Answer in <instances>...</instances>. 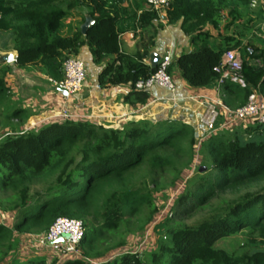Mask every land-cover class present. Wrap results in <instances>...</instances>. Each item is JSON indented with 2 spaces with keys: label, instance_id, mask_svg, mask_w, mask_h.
Segmentation results:
<instances>
[{
  "label": "trees",
  "instance_id": "trees-1",
  "mask_svg": "<svg viewBox=\"0 0 264 264\" xmlns=\"http://www.w3.org/2000/svg\"><path fill=\"white\" fill-rule=\"evenodd\" d=\"M142 2L145 4V0H0V50H15L20 65L37 64L48 77L59 80L66 57L87 45L95 63L112 57L97 76L100 85L133 87L156 67L144 62L149 53L145 43L133 54L120 52L119 35L136 28L148 32L156 20L161 26L165 15L168 24L181 20L182 30L195 46L175 60L190 87L216 85L219 74L213 68L223 53L242 49L246 87L221 82L222 101L233 107L243 105L253 92L264 97V46H254L253 39L243 43L236 35L249 30L254 38L260 33L264 23L261 5L257 18L248 16L239 29L237 3L249 6L250 0L232 4L227 0H172L161 12L146 4L140 8ZM224 10L228 18L221 26ZM73 15L80 16L81 24L85 15L94 20L85 35L79 25L74 33L64 34L69 26L65 21ZM208 24L220 33L222 42L217 46L211 44L204 29ZM232 27L234 34L222 35ZM146 38L140 36L141 41ZM8 71V66L0 64L2 113L12 105L5 81ZM148 98L147 91L133 88L125 96L133 106L145 104ZM19 111L15 107L5 118H14ZM263 133V127L254 124L207 137L202 151L212 172L205 162L202 168L192 169L197 139L194 129L180 121L140 120L115 129L86 118H55L19 135H4L0 139V212L14 214L15 222L0 221V264H47L45 255L19 260L12 254L22 236L47 232L59 217L80 220L84 235L76 245L77 255L61 260L58 255L48 264H148L149 258L154 264H264ZM185 172L189 177L184 191L172 198L169 208L173 214L152 224L159 211L154 194L162 191L161 177L170 175L172 187ZM34 185L40 190L32 193ZM143 208L148 211L145 223L134 230L128 227L125 238L108 244V237L114 235L110 232L123 221L128 224V215ZM197 212L202 214L191 223L183 221ZM157 222L165 228L153 248L142 253L114 252L110 257L109 252L126 245L130 235L149 225L157 229ZM100 244L107 247L101 250Z\"/></svg>",
  "mask_w": 264,
  "mask_h": 264
},
{
  "label": "crops",
  "instance_id": "crops-1",
  "mask_svg": "<svg viewBox=\"0 0 264 264\" xmlns=\"http://www.w3.org/2000/svg\"><path fill=\"white\" fill-rule=\"evenodd\" d=\"M126 5V3L123 4V6ZM140 8H145L143 2L140 4ZM133 10L139 13V10L134 7ZM163 16L160 21L161 26H157L159 21L156 20L154 26L148 28L150 29L148 32L144 33L136 28L119 35L120 52L124 54H133L140 44L145 43L149 47V53L154 51L160 54L161 57L169 54L171 58L172 67L170 65L169 70L172 68V72L169 74L175 85V90L172 92L159 86H153L147 91L149 98L143 105L133 106L125 100V96L132 90L130 84L106 86L97 82L98 74L106 63L111 62L112 57L108 56L101 62L95 63L87 45L81 46L75 55L85 65L84 84L80 92L71 96L64 95L62 91L56 88L50 82V77L41 71L37 64L20 65L15 50H0V52L12 51L15 54L13 60L1 64L9 68L5 81L10 102L20 109L17 116L10 119L4 118V120L1 118L3 113L0 112L1 138L7 134L19 135L24 133L45 123L46 117H50L51 114L56 116L61 109L65 108L67 112L76 115L75 119L86 118L94 123L115 129H122L125 123L140 120L150 122L161 120L180 121L194 129L197 139L204 132L202 126L198 123L200 109L197 102L191 97L203 96L210 99L218 98L222 101L221 97L224 93L217 83L210 87L195 88L190 87L182 78L175 65V60L180 54L192 51L195 46L190 42L191 36L182 30L181 20L174 24H168L165 23V15ZM227 18V10H224L221 26ZM80 19L78 15L66 19L65 23L69 26L64 28V34L74 33L77 26L81 25ZM155 26L157 27L155 28ZM204 29L208 31L211 44L217 46L222 42L220 33L214 27L208 24ZM234 30L235 28L232 27L230 31L222 35L234 34ZM142 34H145L148 40L146 38L145 41H141L140 36ZM151 35L152 40L149 39ZM236 35L237 38L242 37L243 43L253 39L254 46L260 45L256 38L263 40L260 33H256L257 36L252 38L253 36L249 30L243 31L242 34L236 33ZM149 53L144 61L148 66H150ZM235 107L238 106L232 108ZM251 125L253 123L250 120L227 123L225 114H222L216 123L215 132L211 135L233 132L236 129H244Z\"/></svg>",
  "mask_w": 264,
  "mask_h": 264
},
{
  "label": "built area",
  "instance_id": "built-area-1",
  "mask_svg": "<svg viewBox=\"0 0 264 264\" xmlns=\"http://www.w3.org/2000/svg\"><path fill=\"white\" fill-rule=\"evenodd\" d=\"M172 0H145V4L151 10L161 12L169 8ZM251 7L257 5L256 0H251ZM264 9V3L260 4ZM262 23L261 26H263ZM262 30H264L261 27ZM264 40V32L261 35ZM171 58L169 54L163 55L159 60L156 69L145 79L137 80L132 87L134 90L148 91L153 86H159L169 91L175 90V85L169 74ZM219 74L217 84L229 80L240 87H246V81L242 75V60L236 50H227L223 53L220 63L213 68ZM63 76L59 80L49 78L50 82L58 89L71 96L81 91L85 80V65L83 61L75 55H69L63 61ZM197 102L200 109L198 123L202 126L203 132L200 136L207 133V137L216 130V123L219 116L225 114L227 123L250 120L253 125H260L264 130V97L257 92L250 93L246 102L238 107H229L221 100L210 99L208 97H191ZM61 118H69L71 115L67 110H62L58 114ZM84 235V227L80 220L59 217L49 227L48 231L37 236L36 241L41 246H47L57 252L58 255L65 257L77 255L76 245ZM61 237L60 241L57 239Z\"/></svg>",
  "mask_w": 264,
  "mask_h": 264
},
{
  "label": "rangeland",
  "instance_id": "rangeland-1",
  "mask_svg": "<svg viewBox=\"0 0 264 264\" xmlns=\"http://www.w3.org/2000/svg\"><path fill=\"white\" fill-rule=\"evenodd\" d=\"M228 4H232L234 2V0H227ZM251 2V0H250ZM260 2L264 3V0H256L257 5L255 7H251V5L249 4V6H247L246 4L243 3H237V8L241 11V19L239 20V29H241V27L243 26L242 24L244 22H246L247 17H252V18H257L258 12H259V4ZM260 19L257 20V23L259 22ZM261 27L264 29V25L260 26V34L262 35L264 30L261 29ZM260 44V46H264V42L262 39L260 38H256ZM241 57H244V51L242 49L238 50ZM172 67V65H171ZM178 69V68H177ZM172 72V68L169 70V73ZM177 72V71H176ZM178 72L179 69H178ZM181 75V74H180ZM16 107V105L12 104L10 109L6 111V109H4V112L2 114V119L4 120V115L7 114V112H11L14 108ZM62 110V109H61ZM60 110V112H61ZM65 110V108L63 109ZM57 113L56 116H52V114L50 115V117H46V120H44V122H47V120L49 118L51 119H55V118H61L58 116ZM70 117L71 118H75L76 115L73 113H70ZM0 126H2V124L0 123ZM1 130V128H0ZM1 134L2 132L0 131V138H1ZM207 138V133H205L203 136H199L197 137V143L195 146V159H194V165L192 169H197V168H202L201 164L202 163H206L207 166H210V161L208 162V158L203 156V151H202V144L203 142L206 140ZM260 138H264V133L260 136ZM204 167V166H203ZM209 171L212 172V169L209 167ZM188 172H185L182 174V179L180 181H178L177 185L170 187V181H171V176L170 175H165L163 177H161V180L159 182V186L161 185V190L159 193H155L154 197L156 198V203L158 204L159 207V211L157 214V218L154 219V221L152 222V224L158 220L159 218H163L165 216V214H167L168 216H171L172 210L169 211V208L171 206V202H172V198L175 197L178 193L183 192L184 190V182L188 179L189 175ZM152 187V185H150ZM183 187V188H182ZM32 188V193L34 191H38L40 190V187L38 185H34ZM3 192V191H2ZM165 195V196H164ZM144 209V208H143ZM129 211V210H128ZM202 213L201 212H197L195 213L193 216L189 217V218H185L183 221L186 223H191L193 220L197 219L198 217H200ZM130 216V222L127 224L125 221H123V223L121 224V227L118 228L117 230L111 231L110 233L116 235L114 237V235L109 236L108 238H110V241L108 242V244L113 243L114 241H116L117 239H120L121 237L125 238V232L128 229H132L134 227H138L140 228L141 225H143L146 221V217L148 216V211L142 210L139 211L137 214H131L128 215ZM0 221L6 224H11L13 222H15V215L14 214H1L0 212ZM134 221V222H132ZM176 221L174 220L172 224H175ZM156 224V223H155ZM154 224V225H155ZM152 225L147 226L143 231L140 232H135V234L133 233V235H130L128 237V239L126 238V245H123L122 247H120V249H113L111 250L109 253L111 254V258L113 256H115L114 252H121L124 250H130V251H138L140 253L144 252V250H150L151 248H153L154 246V241L155 239L158 238V236H161L164 232V227L159 225V222H157V229L154 228L152 230L151 228ZM38 235H31V236H22L21 237V241H20V245L19 248L16 252H14V254H12L14 257H16V259L19 260H23V259H27V258H33L35 256H41V255H45L46 259H47V264L49 263V260H51V258L58 256L57 252L54 251L53 249H51L50 247L47 246H41L37 243L36 238ZM99 241V239H98ZM96 241V244L97 242ZM105 247H107L106 244H100V249L103 250ZM113 253V254H112ZM12 255H10V257H13ZM57 258V257H56ZM63 257L62 256H58V259L61 260ZM148 264H154V262L151 260V258L147 259Z\"/></svg>",
  "mask_w": 264,
  "mask_h": 264
},
{
  "label": "water",
  "instance_id": "water-1",
  "mask_svg": "<svg viewBox=\"0 0 264 264\" xmlns=\"http://www.w3.org/2000/svg\"><path fill=\"white\" fill-rule=\"evenodd\" d=\"M161 17L163 18L164 16L162 15ZM93 22H94V20L92 19V17L90 15H85L84 21L80 25V31H81L82 35L86 34V31L93 24ZM14 57H15V54L12 51L0 52V64L4 63V62H8L10 60H13ZM160 59H161L160 54H158L154 51L150 52L149 53V65H150V67L155 68ZM60 91H62L63 94L66 95L65 91H63V90H60ZM60 240H61V237H59L57 239V241H60Z\"/></svg>",
  "mask_w": 264,
  "mask_h": 264
}]
</instances>
